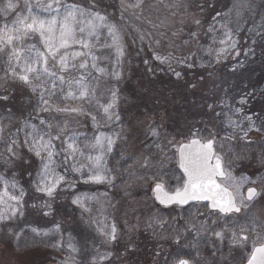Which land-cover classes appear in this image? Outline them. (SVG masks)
I'll list each match as a JSON object with an SVG mask.
<instances>
[{
	"label": "rangeland",
	"instance_id": "374dc122",
	"mask_svg": "<svg viewBox=\"0 0 264 264\" xmlns=\"http://www.w3.org/2000/svg\"><path fill=\"white\" fill-rule=\"evenodd\" d=\"M14 2L19 3V8L9 10L7 15L0 12V26L10 25L18 14H26L22 13L24 0ZM78 2L101 10L122 38L125 55L119 65L115 63L114 49L95 50L96 55L110 58L101 66L107 67L109 72L118 70L119 79L109 75L93 81L102 103L108 102L109 90L114 89L109 81L118 89L116 111L120 120L103 128L111 127V123L120 124L117 150L122 163L106 191L95 193L94 187H88V193L82 194L86 197L83 207L73 202L78 197L74 190L66 189L48 197L35 190L34 182H22L30 185L24 197L23 216L0 222V264H177L182 255H191L202 244L219 246L220 239L211 234L212 230L223 229L224 236H231L228 229L233 228H225L219 216L209 215V210L200 203L185 211L174 206L164 207L154 198L153 188L155 178L178 166L180 144L195 138L193 133L197 132L198 138L203 140L215 137V150L237 181L241 177L250 178L241 186L242 193L258 182L264 190V0ZM6 3L7 0H0V8ZM222 19L233 37L231 41L217 44L209 26L216 28ZM105 37L106 30L101 36L102 43ZM233 42L235 47L231 46ZM73 48L79 50L78 45ZM157 55L171 56L174 71L157 60ZM205 62L213 67H206ZM5 70L6 65L4 70L0 66V77L5 75ZM175 72L181 75L177 77ZM224 76L227 78L222 80ZM21 83L0 81V128L3 129L0 132V171L17 181L36 173L39 164V159L28 152L18 129L11 125L12 120L28 114L37 116L35 93ZM222 89L226 91V99L221 98ZM224 100H227L226 105L222 103ZM242 100L245 103H241ZM52 102L61 107H77L85 101L63 100L58 93ZM236 108L243 112L233 118L242 122L247 136L227 125L226 114L232 115ZM91 113L104 124L102 118L98 119L103 115L100 110L94 108ZM245 115L252 117L254 126L243 120ZM39 116L54 126L67 120L65 135L76 132L92 136L97 130L87 115L53 111L39 113ZM150 128H155L159 135H151ZM56 131L54 127L53 135ZM254 138L255 144L247 142ZM13 140L19 142L12 147L20 159L8 152ZM25 160L30 163L25 164ZM166 186L173 189L176 184L166 183ZM45 203L50 208L43 206ZM245 204L247 207L242 206L243 209L254 211L257 219H263V224L264 198ZM205 221L209 230H201L197 235V229ZM113 223L117 238L110 241L104 233ZM57 224L59 231H50L47 235L32 230L54 229ZM193 224L195 229L190 227ZM251 226L246 229L249 241L243 254L247 251L249 254L257 234L264 236V224L262 230L258 228L256 232ZM236 232L240 235V231ZM47 238L46 242L41 241ZM243 248L240 245L239 249ZM227 258H219V264H238V258L231 259V254L225 262ZM210 264H216L214 259Z\"/></svg>",
	"mask_w": 264,
	"mask_h": 264
},
{
	"label": "snow or ice",
	"instance_id": "6c2138e0",
	"mask_svg": "<svg viewBox=\"0 0 264 264\" xmlns=\"http://www.w3.org/2000/svg\"><path fill=\"white\" fill-rule=\"evenodd\" d=\"M94 7V6H93ZM19 8V3L14 0H7L0 12L7 15L9 10ZM39 9L41 12H36ZM18 14L11 24L0 26V62L6 65L5 78L18 80L27 85L32 93L37 95V103L34 111L37 113L38 123L26 121L24 124L25 137L24 145L28 152L39 159V169L35 174L33 187L37 192L45 193L48 197H53L57 188L68 183L70 187L74 184L66 180V176L56 171L57 156L63 155L64 160L71 158V171L78 173L85 183H110L111 180L104 173L110 171L106 167V156L112 151L116 139L120 133L111 135L98 131L91 139L85 134L68 131V121L62 124L53 125L50 121L39 116V113L53 111L57 113H71L89 116L95 128L101 127L110 122L119 121L120 116L116 108L118 106V89H110V99L107 103H102L101 98L96 95V87L93 81L99 80L101 76H109L119 79L120 72L101 66L102 62L109 61L108 56L96 55V49H114L115 63L119 65L125 55L122 38L116 26L108 22L106 15L99 11H93L92 7H84L78 3H65L64 0H24V9ZM220 15V13H217ZM199 24V21H196ZM222 27H226L222 25ZM106 30L104 42L101 36ZM209 31H215V26L210 25ZM195 36L196 34L193 33ZM226 43L232 40L231 32H225ZM35 39L36 43L29 41ZM110 41V42H109ZM79 46L80 50H74L73 46ZM235 47V43L231 45ZM220 51H225L221 49ZM161 63L171 67V56H156ZM76 75H72V72ZM93 71L99 75L94 76ZM179 77L180 72H175ZM59 93V98L63 100H81L89 104L95 102V107L102 112L104 124H101L97 117L88 112L82 105L61 107L52 102L53 97ZM7 99V97H3ZM227 104V100L222 101ZM245 103V101H241ZM243 112V109L236 108L232 115L226 114L227 125L233 130L239 129L247 136V131L242 127V122H238L233 117ZM243 120L248 121L250 126L255 122L251 116H243ZM56 128L53 135L52 129ZM248 130H251L249 128ZM3 129L0 128V132ZM17 131H20L19 129ZM153 136L159 135L155 128L149 129ZM85 135L84 143L80 137ZM61 137H64L63 140ZM188 143L179 147V166L183 169L186 179L181 187H175L171 191L166 186L164 175L158 176L155 183L154 193L156 199L164 205H185L189 202H206L204 207L209 209V215L219 216L221 219L233 220L231 214L240 213L241 207H247L245 199L252 201L259 195L255 188H249L247 197L240 191L241 186L249 181V177H241L239 181L233 176L232 170L224 166L223 157L216 152V139L201 140L198 133L194 132ZM56 141H60V149L57 150ZM17 140H13L8 147V152L16 159L20 155L13 151L12 145H18ZM222 148L223 145L221 144ZM82 158V159H81ZM29 164L28 160L24 161ZM68 169H65L67 172ZM234 189V190H233ZM25 189L19 185L15 178L8 179L0 174V222L11 220L17 215L23 216ZM85 196H78L74 203L83 207ZM43 206L49 207L47 203ZM35 207V205H33ZM47 214V213H46ZM215 223V221H213ZM59 224L54 229L32 230L40 235H47L50 231H59ZM195 229L196 225H190ZM249 225L240 226V233H243ZM255 232L254 225L251 226ZM227 228V224H225ZM207 232L209 227L207 222H202L197 229ZM103 232V229H100ZM231 232L232 242L244 246L249 241L247 235L240 236L234 229ZM213 236L221 241L224 239V230H212ZM108 239L116 240L117 228L113 223L109 226V231L104 233ZM259 242L257 246V242ZM253 250L247 260V264H264V236L257 234L252 240ZM73 247V245H69ZM107 257H101L106 259ZM179 264H189L187 260H180Z\"/></svg>",
	"mask_w": 264,
	"mask_h": 264
},
{
	"label": "trees",
	"instance_id": "16d2710c",
	"mask_svg": "<svg viewBox=\"0 0 264 264\" xmlns=\"http://www.w3.org/2000/svg\"><path fill=\"white\" fill-rule=\"evenodd\" d=\"M64 2L65 3H69V4H71V3L81 4V3L78 2V0H64ZM82 6H84V5H82ZM84 7H91V6H84ZM92 10L93 11H99V12H101V14H103L102 11L101 10H98L97 8L92 7ZM36 11L37 12H41V10H39V9L38 10L36 9ZM222 25H225L226 26L225 21L223 19L218 21L217 27L215 28V31H214V34H213V36H214V42L217 43V44H219L220 41L225 40V38H226L225 32L226 31H229V29H227V26L226 27H222ZM230 32H231V35L233 37V34H232V31L231 30H230ZM73 49H76V48H73ZM205 64H207L206 67H210V66L213 67L211 65V63L208 64L207 62H205ZM0 66L3 67V70H4L5 65L3 64V62H0ZM71 74L72 75H76V74H73V73H71ZM93 75L95 76L94 73H93ZM226 78L227 77L224 76L222 78V80L223 79H226ZM10 80H11V82L13 81L14 84H16V82L21 83L18 80H12L10 78H5V75L4 74H2L1 77H0V81H2L4 83H6V81H10ZM109 83H110L111 86H114V89H117V88H115L114 83H112L111 81H109ZM224 85H226V82H225ZM222 90H221V93H222ZM223 91H224V94L221 95V98L223 96L224 99H226V91L225 90H223ZM34 95L36 97V100L35 101H37V95L36 94H34ZM53 99H54V97H53ZM77 101H81V100H74V102H77ZM82 102H84V101H82ZM217 102H218V100L216 101V104H217ZM79 104H81L83 107H86V110L89 111V112H92V110L94 108H96L95 107V104H93V103L92 104H89L87 102L86 103L84 102V103H79ZM101 118L102 117H100L98 119H101ZM26 121H31V123H38V120L36 119V116L31 115V114H28L26 117L24 116L22 118H18L16 120H12V122H11V125H12L13 128H16V129H19L20 130L19 131V134H20V138L23 140V142H24L25 131H26V129L24 128V124H25ZM111 124H113V125L111 127H109V128H103V127H101L99 130L93 131L94 134H97L98 131H103V132H105V133H107L109 135H111L113 133H119L120 124L119 123H116V124L115 123H111ZM94 134H92V136ZM92 136H87V138L88 139H91ZM80 139H81V142L82 143L86 142L85 141V135H82L80 137ZM118 139H116V142H115V144H114V146L112 148V151L110 153H108V155L106 156V167L110 171H106L104 174L110 178V180H111L110 183H108V182H103V183H90V184L85 183L84 180L80 178V175L78 173H75V172H72L71 171V164H72L71 158H69V160L65 161L63 155H59L56 158L57 159V165H58V167L56 168V171L59 172L60 174L65 175L66 176V180L72 182L74 184V187H70L68 183H63V184H61L57 188L56 192H61V191H65L66 189H71V190H74V192L76 193L75 196L76 195L80 196V195H82L84 193H88L87 190L89 189L88 188L89 186H92V187H94V189H96L95 193L96 192H103V190L106 191L105 188L108 187V186H110L114 182L115 175H116V172L118 170V166L121 165V163H122L121 162L120 153L117 150V142H118ZM55 143L57 145V150L59 151L60 146H61L60 141H56ZM37 164H38V162H37ZM122 168H123V166H122ZM38 169H39V164H38L37 170ZM65 169H68V171L65 172ZM0 174H3V173L0 171ZM35 174L36 173L34 172L33 174H30L29 176H26V177L24 175L25 178L24 179H21L20 181H18L19 185L22 186L25 189V192L26 193L30 190V185L29 184L28 185L27 184H23L22 182H35ZM165 174L166 175H164V178H165V181L167 180L166 181L167 184L173 185V183H174V184H176L175 187H180L181 186V183L180 182H183L184 177H183L182 173L180 172V170L178 169V166H175V167L171 168ZM5 177L8 178V179H10L7 176H5ZM170 189H172V188L170 187ZM183 210L185 211L187 209L184 208ZM95 213H98V212L96 211ZM48 239L49 238L43 239L41 241L44 243Z\"/></svg>",
	"mask_w": 264,
	"mask_h": 264
},
{
	"label": "flooded vegetation",
	"instance_id": "af4514ba",
	"mask_svg": "<svg viewBox=\"0 0 264 264\" xmlns=\"http://www.w3.org/2000/svg\"><path fill=\"white\" fill-rule=\"evenodd\" d=\"M256 140L255 139H250L247 140V142L249 144H255ZM257 183V182H256ZM262 183L258 182L256 186L252 185L249 186L250 187H256L258 190L259 195H257L256 197L253 198L252 202L258 200H263L264 198V190H262L261 188ZM247 188V189H248ZM247 189L243 192V195L246 196V191ZM251 202V201H248ZM245 203H247V200L245 199ZM242 210L240 211V213H234L231 214L232 217L234 218L233 220H229L227 217L224 219H221L219 217V219H221L224 222V227L225 224H227V227L233 228L235 231H240V226H244V225H254L255 228V232L258 230H262L263 224H261L263 222V219L260 217L259 219H257L255 217L254 211L251 210H246L245 208L243 209V207H241ZM249 214V215H248ZM219 225V224H217ZM260 225V227H259ZM252 229V228H251ZM244 235H249L248 231H244L243 233H240V236H244ZM249 237V236H248ZM213 241L215 242V240L213 239ZM259 244V243H258ZM257 244V246H258ZM240 244H235L232 242V238L231 236H224V239L221 241L220 240V245L219 246H214V245H206V244H202V247L200 249L197 250H193V252L191 253V255H187L184 254L182 255V258L180 260H187L189 261V264H210L212 262V259H214L216 264H219V262L221 261L219 258L222 257H228L227 259H224L225 262H227L230 259V254H231V259L236 260L237 258V262L238 264H247V260L253 250H250L249 254L247 251V254H243V252L245 250L248 249V245L245 246L243 249H239ZM185 251L188 249H184ZM216 253V254H214ZM220 253V254H218ZM179 260V261H180ZM178 261V263H179Z\"/></svg>",
	"mask_w": 264,
	"mask_h": 264
},
{
	"label": "water",
	"instance_id": "95a60500",
	"mask_svg": "<svg viewBox=\"0 0 264 264\" xmlns=\"http://www.w3.org/2000/svg\"><path fill=\"white\" fill-rule=\"evenodd\" d=\"M202 140V139H201ZM203 141V140H202ZM189 141H187V142H184V143H182V144H185V143H188ZM181 144V145H182ZM180 145V146H181ZM181 170H182V172H183V169L182 168H180ZM155 188V187H154ZM256 189V188H255ZM154 195H155V193H154ZM195 201H192V202H189L188 204H185V205H189V204H191V203H194ZM164 205V204H163ZM167 206H169V205H167Z\"/></svg>",
	"mask_w": 264,
	"mask_h": 264
}]
</instances>
